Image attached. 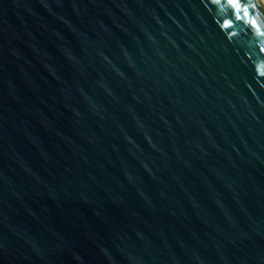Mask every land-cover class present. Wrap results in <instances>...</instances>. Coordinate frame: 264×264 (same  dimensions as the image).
Instances as JSON below:
<instances>
[{"label":"water","instance_id":"water-1","mask_svg":"<svg viewBox=\"0 0 264 264\" xmlns=\"http://www.w3.org/2000/svg\"><path fill=\"white\" fill-rule=\"evenodd\" d=\"M0 264H264L257 0H0Z\"/></svg>","mask_w":264,"mask_h":264},{"label":"bare ground","instance_id":"bare-ground-1","mask_svg":"<svg viewBox=\"0 0 264 264\" xmlns=\"http://www.w3.org/2000/svg\"><path fill=\"white\" fill-rule=\"evenodd\" d=\"M257 2L260 4V6L263 8L264 10V0H257Z\"/></svg>","mask_w":264,"mask_h":264}]
</instances>
